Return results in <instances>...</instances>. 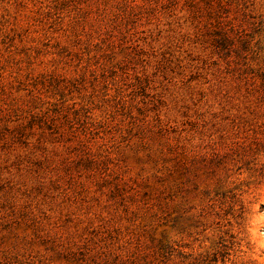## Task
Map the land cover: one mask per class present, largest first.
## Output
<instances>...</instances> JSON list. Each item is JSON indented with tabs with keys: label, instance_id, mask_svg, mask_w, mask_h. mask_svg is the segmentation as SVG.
Returning a JSON list of instances; mask_svg holds the SVG:
<instances>
[{
	"label": "rangeland",
	"instance_id": "1",
	"mask_svg": "<svg viewBox=\"0 0 264 264\" xmlns=\"http://www.w3.org/2000/svg\"><path fill=\"white\" fill-rule=\"evenodd\" d=\"M0 264H264V0H0Z\"/></svg>",
	"mask_w": 264,
	"mask_h": 264
}]
</instances>
